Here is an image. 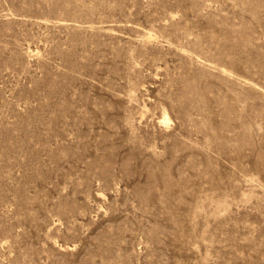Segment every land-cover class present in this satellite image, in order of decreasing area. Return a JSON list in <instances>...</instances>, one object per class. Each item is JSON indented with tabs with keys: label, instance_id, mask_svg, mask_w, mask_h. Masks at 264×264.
<instances>
[{
	"label": "rangeland",
	"instance_id": "rangeland-1",
	"mask_svg": "<svg viewBox=\"0 0 264 264\" xmlns=\"http://www.w3.org/2000/svg\"><path fill=\"white\" fill-rule=\"evenodd\" d=\"M0 264H264V0H0Z\"/></svg>",
	"mask_w": 264,
	"mask_h": 264
}]
</instances>
